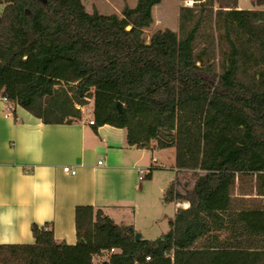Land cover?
Returning <instances> with one entry per match:
<instances>
[{
  "label": "trees",
  "instance_id": "obj_1",
  "mask_svg": "<svg viewBox=\"0 0 264 264\" xmlns=\"http://www.w3.org/2000/svg\"><path fill=\"white\" fill-rule=\"evenodd\" d=\"M9 1L0 97L45 124L70 123L92 100L96 126L125 129L130 146L174 147L175 167L196 176L190 188L180 191L179 178L167 187L163 201L188 206L157 239L136 240L133 224L77 205L75 244L58 242L53 223H33L35 242L0 244V264H264V205L247 198L264 196V9L191 0L177 30L146 40L163 0L112 13L83 0Z\"/></svg>",
  "mask_w": 264,
  "mask_h": 264
},
{
  "label": "crops",
  "instance_id": "obj_2",
  "mask_svg": "<svg viewBox=\"0 0 264 264\" xmlns=\"http://www.w3.org/2000/svg\"><path fill=\"white\" fill-rule=\"evenodd\" d=\"M83 1L85 6L90 2ZM100 1L113 12H120L125 3L135 6L137 2ZM95 3L92 7L98 9ZM9 5V0L0 2V25L13 20ZM162 16H154V25L163 23ZM9 105L0 97V244H32V224L46 222L53 223L58 242L75 244L77 205L100 207L115 222L133 224L138 230L135 217L123 223V211L135 210L139 202L156 194L151 183L160 170L139 179L140 168L159 167V157L153 154L155 141L145 147L130 146L125 129L91 124L93 115L86 116L83 107L80 117L70 123L45 124L23 107L9 109ZM66 166L76 173L64 171ZM189 172L176 168V178L181 180ZM175 179L169 177L163 186L167 189ZM179 206L188 203L175 201L174 213Z\"/></svg>",
  "mask_w": 264,
  "mask_h": 264
},
{
  "label": "rangeland",
  "instance_id": "obj_3",
  "mask_svg": "<svg viewBox=\"0 0 264 264\" xmlns=\"http://www.w3.org/2000/svg\"><path fill=\"white\" fill-rule=\"evenodd\" d=\"M92 1H95L96 7H98V11L101 10V13H111L113 10L106 8L100 0H90L86 4L89 12L93 11ZM0 2H8V0H0ZM241 9H264V0H215V6H224V5H232L233 3ZM186 4L191 5L188 1L184 2L181 0H163L158 8L154 11V16L160 17L162 16V24L154 25L151 29L147 30L145 34L146 40H149V36L151 32L156 28H165L169 27L171 29H178V10L180 5ZM10 11L13 12L12 7H10ZM155 18V19H156ZM83 112L86 116L92 115L93 112V102L92 100L88 105L83 106ZM154 155L159 157L158 165L159 167L154 170H160L156 173V178L151 183L153 186V190L155 196L154 198H147L143 202H139L138 206L135 210L127 208L124 210V220L123 223H127V221H132L135 217L137 232L140 233L143 239L154 240L165 233H167L171 228V222L174 219V209H175V201H163L164 191L166 186H163L164 181H168L166 179H175L176 178V168L173 162L175 156V149L173 147L165 148V149H154ZM164 163V165H163ZM155 172V171H154ZM195 173L189 172L186 175L181 177V187L179 188L182 191V185L184 182L188 181L190 188L195 180ZM250 179H247L241 183L243 189L249 191L252 187ZM169 185V184H168ZM165 187V188H164ZM162 188V190H161ZM233 195H239L238 182L236 187L233 190ZM260 200L264 205V196H259L254 190L253 193L247 195V198H254ZM133 210V211H132ZM120 221V220H119ZM122 223V222H121ZM95 262H99L100 259L98 257L94 258Z\"/></svg>",
  "mask_w": 264,
  "mask_h": 264
},
{
  "label": "built area",
  "instance_id": "obj_4",
  "mask_svg": "<svg viewBox=\"0 0 264 264\" xmlns=\"http://www.w3.org/2000/svg\"><path fill=\"white\" fill-rule=\"evenodd\" d=\"M190 4H192L193 3V1H188ZM9 109H12L13 108V106L10 104L9 105ZM90 123L91 124H94V119H92V120H90ZM156 159H154V161H155ZM101 163V162H100ZM64 171H66V172H68V173H71V174H75L76 173V169L75 168H71V167H69V166H66V167H64ZM147 172H149V170H147V169H145V168H140L139 169V179L140 180H142V179H144L145 178V176H146V173ZM115 251H117V249H115V248H112L111 250H110V252H115ZM106 254L107 253H104L103 254V256H98V255H96L95 257H98L99 259H100V261L101 260H103V259H105L106 258ZM147 259H150L149 257H147Z\"/></svg>",
  "mask_w": 264,
  "mask_h": 264
},
{
  "label": "water",
  "instance_id": "obj_5",
  "mask_svg": "<svg viewBox=\"0 0 264 264\" xmlns=\"http://www.w3.org/2000/svg\"><path fill=\"white\" fill-rule=\"evenodd\" d=\"M117 107H118L119 110H121L122 103L120 101L117 102ZM135 238H136V240L140 239L141 238V234L140 233H136L135 234Z\"/></svg>",
  "mask_w": 264,
  "mask_h": 264
}]
</instances>
